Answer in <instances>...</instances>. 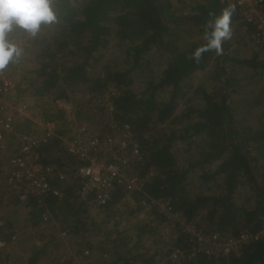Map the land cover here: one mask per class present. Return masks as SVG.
I'll list each match as a JSON object with an SVG mask.
<instances>
[{"label": "trees", "instance_id": "obj_1", "mask_svg": "<svg viewBox=\"0 0 264 264\" xmlns=\"http://www.w3.org/2000/svg\"><path fill=\"white\" fill-rule=\"evenodd\" d=\"M52 3L57 22L42 25L36 37L21 29L9 35L15 44L23 41L22 56L32 63L22 91L46 103L72 100L80 106L77 124L94 126L100 133L107 132L113 120L128 124L144 154L134 173L143 176L155 168L133 192L130 204L123 202L121 188L105 205H97L92 196L82 200L81 183L70 175L81 162L68 153L61 139L73 132V126L63 115L48 114L45 119L60 122V128L40 148L42 160L69 175L63 183L53 181L63 195H50L46 203L61 228L68 231V245L75 253L82 246L91 248V264H176L168 257L176 249L187 254L186 234L176 229L171 233L176 238L164 254L149 252L147 238L164 219L155 207L146 209L144 199L169 201L188 219L201 218L208 233L236 238L245 231L263 230L264 47L253 42L251 27L243 31L237 10L223 0ZM226 9L232 12L231 37L223 41L222 54L203 51L196 61L193 53L207 46L210 25ZM112 47H118L119 58L103 62L101 51ZM109 82L119 89L113 115L90 110L87 102L76 99V94L101 92ZM5 165L0 158V187ZM9 192L12 199L17 197ZM12 201L29 210L30 221L17 228L12 219L2 230L7 245L14 235L23 239L11 257L13 264H58V232L53 227L38 228L41 209H37L36 198ZM104 253L106 260L101 259ZM1 254L3 250L0 259ZM179 261L264 264V236L243 245L239 255L185 256Z\"/></svg>", "mask_w": 264, "mask_h": 264}, {"label": "built area", "instance_id": "obj_2", "mask_svg": "<svg viewBox=\"0 0 264 264\" xmlns=\"http://www.w3.org/2000/svg\"><path fill=\"white\" fill-rule=\"evenodd\" d=\"M223 2L227 7L237 10L243 22V31L248 32L251 27L253 42L264 47V0H223ZM118 95L117 86L109 82L101 92L86 93L80 98L87 102L90 110H103L113 115L115 99ZM44 100L39 96L20 92L6 69H0V150L4 149L6 132L15 131V137L18 139L16 153L8 161L6 184L21 201H26L30 197L36 198L37 209H41V222L38 228L45 230L53 227L58 230L55 249L56 251L64 249L62 253L64 257L68 256L69 264H91L93 250L88 246H82L81 251L75 253L74 248L68 245V231L61 228V223L54 218L46 203V198L50 195L57 197L63 195L62 190L54 185L53 181L63 183L69 175L68 171L62 172L45 164L40 152L42 145L49 143L57 135L60 124L42 119L31 125L30 132L17 131L19 125L17 122L25 118L33 119L36 109L43 105ZM76 126L73 132L71 131L72 133L63 139L68 153L78 157L81 162L71 169L70 174L81 183V199L87 200L92 196L97 205H105L112 199L115 191L121 188L124 194L123 202L130 204L133 192L139 190L155 173L154 167L143 176L134 173L135 166L144 160V154L131 127L126 123L119 125L114 120L110 129L103 133L85 123ZM3 193L0 187V250L8 255L4 264H13L11 259L13 252L8 248L18 237L12 236L11 243L7 245L6 237L2 235V230L8 226L5 214L12 200L10 193L5 195ZM142 205L148 210L156 208L155 213L164 219L161 228L169 232L171 242L176 238L175 235H171L172 231L180 229L186 234L189 246L187 254L181 249H176L168 257L176 264H180V258L185 256L188 259H195L198 255H206L210 258L239 255L243 245L264 236V229L257 233L245 231L236 238L222 236L219 232L208 233L201 218L188 219L185 214L174 209L169 201L144 199ZM155 213L151 216H156ZM141 218L142 216L139 217ZM107 258L106 253L102 254V260Z\"/></svg>", "mask_w": 264, "mask_h": 264}, {"label": "clouds", "instance_id": "obj_3", "mask_svg": "<svg viewBox=\"0 0 264 264\" xmlns=\"http://www.w3.org/2000/svg\"><path fill=\"white\" fill-rule=\"evenodd\" d=\"M231 10H225L210 25L207 46L197 49L193 59L199 61L203 51L214 50L222 54L223 41L231 37ZM58 16L52 0H0V69L22 56V48L9 39L14 29H21L36 37L42 25L57 22Z\"/></svg>", "mask_w": 264, "mask_h": 264}, {"label": "rangeland", "instance_id": "obj_4", "mask_svg": "<svg viewBox=\"0 0 264 264\" xmlns=\"http://www.w3.org/2000/svg\"><path fill=\"white\" fill-rule=\"evenodd\" d=\"M17 41L18 43L16 45L22 48V50H24L25 44L23 43V41L21 40H17ZM101 53L103 55V59H102L103 62H108L110 60L119 58L120 56L118 47H112L105 51L102 50ZM31 67H32V63L30 62V60L26 59L25 55H23L20 59L16 60L15 62H10L5 67L10 78H12L15 81V85L18 88V90L20 88V90L22 91L24 88H26V85H27L26 77L28 76ZM75 96H76V99L79 98V100H81L78 94H76ZM52 102L53 101L46 103L44 100V103H42L43 105L36 109L35 113L36 115L38 113L37 117L45 119L49 113L56 112L60 115H63L64 118H66L67 122L71 126L78 125L76 113L78 112L80 106L73 103L72 100L63 99V100H60L58 103H52ZM21 126H26V125H21ZM20 130L24 131V128L20 127ZM15 217L17 218V216ZM21 227L22 226H20L19 228ZM168 233L169 232L165 231L163 228H160V230H156L155 233L150 234L149 237L147 238V243H149L151 246V249L149 250V252L156 254V256H160L164 254V252L172 245L171 238ZM11 246L13 248L12 250L13 253L16 252L20 248V245L17 244V241L13 242Z\"/></svg>", "mask_w": 264, "mask_h": 264}, {"label": "crops", "instance_id": "obj_5", "mask_svg": "<svg viewBox=\"0 0 264 264\" xmlns=\"http://www.w3.org/2000/svg\"><path fill=\"white\" fill-rule=\"evenodd\" d=\"M38 116V113H37V115L35 114L34 116H33V119H30V118H25L24 120H22L21 122H17V124H19L18 126H17V131L18 132H30V131H32L31 130V125L35 122V121H40V120H42V118H40V117H37ZM23 123V125H26V126H21V124ZM20 127H22V128H24V131H21L20 130ZM39 127V126H38ZM66 127V129L68 130V126H65ZM77 126H73V127H71V131H73L75 128H76ZM39 129H40V127H39ZM62 131H66V130H62ZM65 137V136H64ZM62 139V142L64 143V144H66L65 143V140L63 139V137L61 138ZM3 146H4V149H3V154H1V157L0 158H2L3 160H5V167H3V171H4V177H3V179H4V185L3 186H1V188L3 189V192L5 193V194H7V193H10L9 192V188H8V186H7V184H6V176H7V168H8V161H9V159H10V157H12L15 153H16V150H17V147H18V139L15 137V131L14 132H6L5 133V138H4V142H3ZM13 153V154H12ZM16 198H18V200H20L19 199V197H18V195H17V197H15L14 199H12V200H15ZM11 200V202H12V206L11 207H9V209L7 210V213L6 214H8V218L6 217V220H7V222H8V225H9V220H12V219H15L16 221H17V223H18V226H17V228H19L20 226H28L29 224H30V221H29V217H28V213H29V210H26L25 208H24V205L22 206V209L20 208V206L18 205L19 203H14L13 201ZM21 201V200H20ZM23 202V201H22ZM15 216H17V218L15 217ZM10 218V219H9ZM57 220V219H56ZM59 221V220H58ZM152 222H153V220H152ZM162 226H160V227H158L157 228V230H160V228H161ZM35 230V228L33 229V231ZM57 232H58V230L57 229H55ZM30 233V232H29ZM94 236H92V239L93 238H95L96 237V235L95 234H93ZM98 238H100V237H98ZM23 239L19 236L18 238H17V244H19L20 246H21V241H22ZM11 244H13V243H11ZM71 247V246H70ZM68 248V247H67ZM66 249V248H65ZM62 251H64V249H62V250H60V249H58L56 252H57V254H56V256H57V258H59V261H58V264H69L68 263V256H67V258L66 257H64L63 256V253H62ZM13 252V251H12ZM14 253H16V252H14ZM13 253V254H14ZM5 254V253H4ZM4 254H1L3 257H1L2 259H0V264H4L5 263V261L7 260L6 259V257H5V255ZM6 256H8V255H6Z\"/></svg>", "mask_w": 264, "mask_h": 264}, {"label": "flooded vegetation", "instance_id": "obj_6", "mask_svg": "<svg viewBox=\"0 0 264 264\" xmlns=\"http://www.w3.org/2000/svg\"><path fill=\"white\" fill-rule=\"evenodd\" d=\"M8 249H9L10 251H12V250H13L12 246H10Z\"/></svg>", "mask_w": 264, "mask_h": 264}]
</instances>
